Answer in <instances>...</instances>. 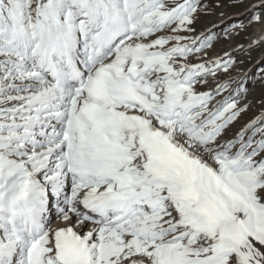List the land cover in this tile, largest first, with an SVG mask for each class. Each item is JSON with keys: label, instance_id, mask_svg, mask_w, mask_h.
<instances>
[{"label": "snow or ice", "instance_id": "1", "mask_svg": "<svg viewBox=\"0 0 264 264\" xmlns=\"http://www.w3.org/2000/svg\"><path fill=\"white\" fill-rule=\"evenodd\" d=\"M204 7L0 0V264H264V56L193 63Z\"/></svg>", "mask_w": 264, "mask_h": 264}, {"label": "rangeland", "instance_id": "2", "mask_svg": "<svg viewBox=\"0 0 264 264\" xmlns=\"http://www.w3.org/2000/svg\"><path fill=\"white\" fill-rule=\"evenodd\" d=\"M258 3V0H201L204 7L194 25L196 33L204 31L207 28H211L213 24L219 25L218 31L221 32L220 38L215 42L212 49H210L207 55H196L190 59L193 63L204 62L206 60L216 59L218 57H224L226 52L236 59L237 63L234 69L230 70L228 74H224L222 71L217 74L218 80H226L228 76L238 78L240 74L249 72V75H255L257 69L254 65L264 56V42L259 46L255 45V41L264 37V23H251V11L246 12V9H251L253 4ZM224 21L225 23H221ZM243 22V28L232 29L231 24H239ZM227 28L230 31V35H223V30ZM187 35V33H185ZM252 44V48L248 51V46ZM226 58V57H225ZM251 70V71H249ZM216 80L209 81L207 88L202 90H208L215 87ZM251 91L247 97L249 103L248 110L242 114V116L234 122L225 133V139H232L235 135L253 118L258 116L264 111V85L260 83L253 84L249 82ZM223 95H227L224 93ZM222 99V97H217ZM244 103V101H242ZM247 138V137H245ZM259 139V136L257 137Z\"/></svg>", "mask_w": 264, "mask_h": 264}, {"label": "bare ground", "instance_id": "3", "mask_svg": "<svg viewBox=\"0 0 264 264\" xmlns=\"http://www.w3.org/2000/svg\"><path fill=\"white\" fill-rule=\"evenodd\" d=\"M58 221L54 222V223H57Z\"/></svg>", "mask_w": 264, "mask_h": 264}]
</instances>
